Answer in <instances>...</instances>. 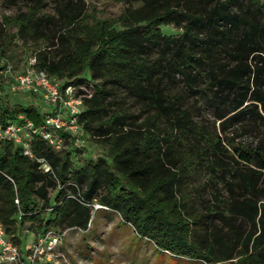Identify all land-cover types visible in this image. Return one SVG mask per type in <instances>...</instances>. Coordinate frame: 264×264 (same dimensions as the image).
Wrapping results in <instances>:
<instances>
[{"label": "trees", "instance_id": "16d2710c", "mask_svg": "<svg viewBox=\"0 0 264 264\" xmlns=\"http://www.w3.org/2000/svg\"><path fill=\"white\" fill-rule=\"evenodd\" d=\"M121 2L116 19L93 24L82 0H57L51 13L31 0L3 16L16 26L11 37L43 45L35 67L74 87L82 131L106 148L77 166L69 146L55 150L34 136L31 151L45 172L20 145L0 140L6 235L15 243L27 220H38L35 232L85 229L95 201L176 256L264 264V137L253 144L222 136L234 124L241 135L264 129V0ZM168 25L180 31L166 34ZM20 113L42 121L32 106L0 100V123Z\"/></svg>", "mask_w": 264, "mask_h": 264}, {"label": "rangeland", "instance_id": "374dc122", "mask_svg": "<svg viewBox=\"0 0 264 264\" xmlns=\"http://www.w3.org/2000/svg\"><path fill=\"white\" fill-rule=\"evenodd\" d=\"M82 1L87 11L86 20L91 24L98 18L116 19L123 10L121 0ZM56 2L57 0H42V10L51 13ZM26 3H31V0H0V43H3L1 49L4 51L1 61L10 64L14 69H20L27 64L30 58L34 56L35 51L43 46L40 42L24 43L18 36L11 37L10 35L16 32V26L13 22L7 23L3 19V16L13 17L14 14L24 11ZM2 26L7 33L5 37L2 35ZM161 29L166 34H176L180 31L173 25L162 26ZM85 77L89 84H83V88L89 90L92 82L88 79L87 72ZM4 79L6 80V77ZM64 82V79H59L60 85H63ZM0 100L6 105L15 102H19L23 107L30 105L39 113L53 111V105H46L39 95L31 93L11 94L6 85L0 92ZM66 113L64 108L61 109L60 116L65 117ZM205 115V117L210 118L208 113ZM218 123L219 121H216L215 125L218 126ZM239 127L238 124L231 125L222 136L230 137L234 142L242 141L253 144L264 137V129L259 128V130L244 132L241 135V128ZM66 145L72 149L71 158L77 166L84 165L88 160L95 159L97 156L105 155L106 150L104 145L92 141L83 131L78 134L77 140H67ZM68 184H72V182H68ZM218 187L220 188L221 185L218 184ZM58 190L54 189L50 192V202L53 204L54 196ZM95 203V201L92 203L91 217L87 227L85 229L70 227L61 230L63 237L54 250L51 253L40 255L42 264H204L202 261L187 260L161 250L156 247L151 239L138 234L133 226L122 221L116 212L106 207L97 208ZM48 215V211H45L42 224L49 217ZM37 224L38 220L36 222L27 220L20 226L19 238L15 244L20 246L23 251H26L33 241L34 227ZM15 264L22 263L18 261ZM213 264H229V262L221 261Z\"/></svg>", "mask_w": 264, "mask_h": 264}, {"label": "built area", "instance_id": "2783aa9c", "mask_svg": "<svg viewBox=\"0 0 264 264\" xmlns=\"http://www.w3.org/2000/svg\"><path fill=\"white\" fill-rule=\"evenodd\" d=\"M35 63L36 59L32 56L20 69H14L10 64H6L2 70L6 76L5 85L11 94L39 95L46 105H53V111L43 112L42 121L38 125L22 113L5 124L0 123V140L20 145L21 153L39 161L40 169L47 172L50 171L49 165L33 155L30 141L34 136H38L55 150L67 148L66 141L77 140L78 134L82 132L78 116L83 106L81 99L75 96L73 86L62 87L56 76L48 74L42 68H36ZM63 108L67 111L65 117L60 116ZM15 202L18 204L17 198ZM95 204L97 208L105 207L97 202ZM62 237L63 232L51 226L38 230L34 233V239L28 249L23 251L6 235L0 223V263L15 264L19 261L22 264H42L40 255L51 253Z\"/></svg>", "mask_w": 264, "mask_h": 264}]
</instances>
